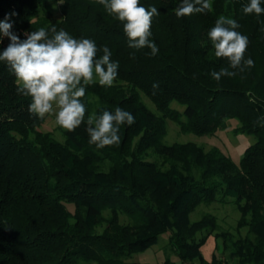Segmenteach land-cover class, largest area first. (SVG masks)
<instances>
[{"label":"trees","instance_id":"1","mask_svg":"<svg viewBox=\"0 0 264 264\" xmlns=\"http://www.w3.org/2000/svg\"><path fill=\"white\" fill-rule=\"evenodd\" d=\"M56 1L60 17L49 0H0V21L9 17L21 41L41 28L51 38L52 27L91 39L97 59L107 46L118 74L111 87L98 80L85 86L84 122L71 132L58 125L59 141L42 129L44 117L30 113L32 98L17 92L14 73L0 61V264H147L128 258L164 233L177 260L159 264H264V13L245 14L250 0H211L210 11L177 17L182 0H140L159 12L149 37L159 49L153 56L128 46L124 22L98 0ZM220 17L240 25L244 58L254 66L216 81L211 73L229 63L215 56L208 36ZM9 43L0 34V54ZM117 107L135 122L120 126L118 145L98 149L89 143L87 118ZM167 119L196 135L236 119L235 129L255 140L234 161L218 146L164 142ZM216 201L235 204V229L244 234L219 230L209 211L191 218ZM211 235L221 238L222 254L206 259L202 246Z\"/></svg>","mask_w":264,"mask_h":264},{"label":"clouds","instance_id":"2","mask_svg":"<svg viewBox=\"0 0 264 264\" xmlns=\"http://www.w3.org/2000/svg\"><path fill=\"white\" fill-rule=\"evenodd\" d=\"M109 14L124 22L123 31L133 49H151L155 56L159 49L149 40L153 16L159 15L158 9L150 10L140 5V0H98ZM211 10L208 0H182L175 9L177 17L190 16ZM245 14L264 13L261 0H250L243 7ZM14 15V14H13ZM6 17L0 21V34L10 41L0 54V61H5L16 77L17 92L30 96L32 102L29 111L39 118L54 114L57 125L71 132L84 122L86 108L81 102L85 96V86L98 83L111 87L118 74V62L111 60V51L107 46L102 48L103 55L97 59V46L87 38L75 39L67 32L51 28L49 38L44 28L27 34L23 41L11 31L13 25ZM240 25L235 19L220 17L211 28L208 36L214 46L215 56L226 58L228 67L213 71L211 76L216 81L224 76L234 77L245 68L254 66L251 58L245 60L248 38L236 29ZM135 57V54H131ZM159 85L154 83L153 89ZM134 116L120 107L114 113L107 110L97 116L95 112L87 118V133L90 144L98 149L120 143V126H131Z\"/></svg>","mask_w":264,"mask_h":264},{"label":"rangeland","instance_id":"3","mask_svg":"<svg viewBox=\"0 0 264 264\" xmlns=\"http://www.w3.org/2000/svg\"><path fill=\"white\" fill-rule=\"evenodd\" d=\"M208 2L210 3L211 0H208ZM49 6L54 15L56 17H60L59 1L49 0ZM140 94L142 100L148 105V107L156 111L154 104L145 95L142 93ZM171 106L179 110L184 108L183 105L176 102H172ZM238 124L239 122L236 119H228L226 127L224 129L217 130L213 135H196L191 132H182L176 123L167 119L166 134L163 137V141L168 144L173 142L194 141L202 145L205 149L218 146L234 161H238L245 148L255 140L253 134L244 131H237L235 128ZM42 129L51 131L52 135L59 141L63 139L61 129L55 121L54 114L45 115ZM205 211L212 212L216 215L219 230L228 231L234 234H244L245 229L242 228L240 231H236L235 229L240 213L232 201L225 203L216 201L210 203L209 205L201 204L194 212L191 213V218H199L201 213ZM222 248L221 238L218 239L211 235L202 246V253L206 259H210L213 254L218 256L222 254ZM169 252L170 251L167 246V234L164 233L160 236L159 241L156 244L143 251L133 253L128 260L141 261L147 264H159L166 256L177 260V256L174 253ZM224 255H228L226 251H224Z\"/></svg>","mask_w":264,"mask_h":264}]
</instances>
